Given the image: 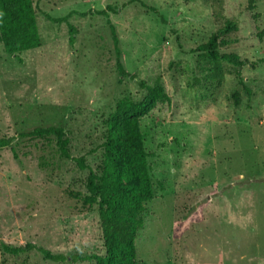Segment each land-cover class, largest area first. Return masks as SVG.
I'll list each match as a JSON object with an SVG mask.
<instances>
[{"label": "rangeland", "instance_id": "374dc122", "mask_svg": "<svg viewBox=\"0 0 264 264\" xmlns=\"http://www.w3.org/2000/svg\"><path fill=\"white\" fill-rule=\"evenodd\" d=\"M32 1L41 47L9 55L0 42V139H12L0 148V264H94L55 263L37 250L13 256L2 243L106 254L98 205L75 198L88 194L89 170L63 158L54 138L19 134L62 127L72 157L99 173L105 121L121 99L143 100L140 81H159L171 103L139 121L155 191L135 241L139 264H264V0L254 11L249 0H222L221 19L212 0ZM108 6V17L97 14ZM108 18L130 76L118 72ZM226 19L239 31L221 52L247 64H224L217 83L192 50Z\"/></svg>", "mask_w": 264, "mask_h": 264}, {"label": "trees", "instance_id": "16d2710c", "mask_svg": "<svg viewBox=\"0 0 264 264\" xmlns=\"http://www.w3.org/2000/svg\"><path fill=\"white\" fill-rule=\"evenodd\" d=\"M215 16L221 19L222 0H212ZM108 6L97 14L108 17ZM220 8L219 11L216 9ZM249 11L256 9V0H249ZM256 14L255 18H259ZM56 22H68L69 17L53 19ZM112 38L117 54V69L121 77L130 76L121 61V50L116 28L108 18ZM69 43L73 47L76 43L77 29L69 24ZM236 20L226 19L206 43L198 45L192 50L208 59L210 67H206V79L222 82L225 79L224 64L234 68H242L247 63L235 53H222L221 49L235 43L229 36L238 32ZM264 37V30L258 34ZM0 42L9 55L38 49L42 45L38 28L36 8L32 0H0ZM20 62L22 58L17 57ZM264 62V61H261ZM135 78V76H132ZM241 84L243 80L241 79ZM139 86L147 93L141 102H135L130 97L121 99L116 110L105 121L106 139L104 159L100 172L93 171L84 157L73 158L64 128L58 126L36 127L29 132L20 133L19 137L35 139H55L61 156L73 160L81 170H89L87 178L88 194L84 197L75 195L85 207L98 205L101 228L106 254L98 255H64L55 254L33 243L14 247L2 243V250L13 256L37 250L46 260L64 263L93 262L94 264H139L135 241L138 234L145 227L147 203L155 197L154 186L149 164L150 153L145 147L144 135L139 127V121L152 109L156 103H171V97L164 86L158 81L150 85L140 81ZM12 139H0V148L11 146Z\"/></svg>", "mask_w": 264, "mask_h": 264}]
</instances>
